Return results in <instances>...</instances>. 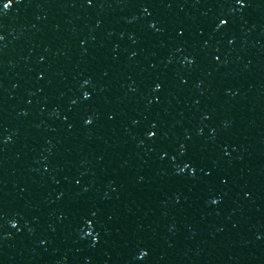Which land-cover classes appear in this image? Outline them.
Here are the masks:
<instances>
[{
	"label": "water",
	"instance_id": "1",
	"mask_svg": "<svg viewBox=\"0 0 264 264\" xmlns=\"http://www.w3.org/2000/svg\"><path fill=\"white\" fill-rule=\"evenodd\" d=\"M7 2L0 264H264V0Z\"/></svg>",
	"mask_w": 264,
	"mask_h": 264
},
{
	"label": "snow or ice",
	"instance_id": "2",
	"mask_svg": "<svg viewBox=\"0 0 264 264\" xmlns=\"http://www.w3.org/2000/svg\"><path fill=\"white\" fill-rule=\"evenodd\" d=\"M12 2H13V0H8V2L5 3V4L3 5V7H4L5 9H7V8L12 4ZM88 2L91 3V0H88ZM234 2H235L237 5H239L240 7H245V6L247 5V0H234ZM229 22H230L229 19H227V18H221V19H219V24L217 25V27H219L220 25L227 26V24H228ZM0 39H2V37H0ZM85 83H87V81H85ZM156 88L159 89V88H160V85L157 84V85H156ZM87 98H88V94L86 93V94H85V99H87ZM85 123H87V124H91L92 121H91L90 119H88V120L85 121ZM149 135L154 136L155 133H149ZM191 167H192V166H191L190 164H187V163L184 165V168H191ZM184 168L179 169V171L182 172V171L184 170ZM193 171H194V169H193ZM77 183H78V182H77ZM212 203H217V201H216V200H213ZM94 239H95V237H94ZM140 255H141V257H143V256L147 255V253L144 252V251H142V252L140 253Z\"/></svg>",
	"mask_w": 264,
	"mask_h": 264
}]
</instances>
